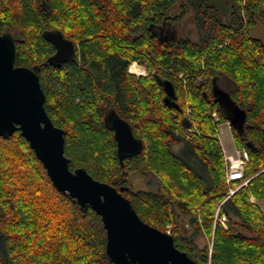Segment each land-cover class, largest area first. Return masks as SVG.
Listing matches in <instances>:
<instances>
[{
  "label": "trees",
  "instance_id": "16d2710c",
  "mask_svg": "<svg viewBox=\"0 0 264 264\" xmlns=\"http://www.w3.org/2000/svg\"><path fill=\"white\" fill-rule=\"evenodd\" d=\"M189 14L195 32L167 36ZM257 21L264 0H0V33L14 41L15 65L37 73L70 170L122 187L140 219L163 232L170 226L175 246L198 264H264V41L250 34ZM47 31L73 43L72 59L46 63L54 52ZM133 61L146 75L129 71ZM214 74L246 111L245 135L231 129L248 160L229 184L217 131L227 120L203 94ZM157 77L172 82L178 108L164 103ZM111 113L142 142L122 160ZM146 171L156 189H132L131 175ZM202 233L211 248L197 245ZM105 250L100 216L54 187L19 130L0 136V264H115Z\"/></svg>",
  "mask_w": 264,
  "mask_h": 264
},
{
  "label": "water",
  "instance_id": "95a60500",
  "mask_svg": "<svg viewBox=\"0 0 264 264\" xmlns=\"http://www.w3.org/2000/svg\"><path fill=\"white\" fill-rule=\"evenodd\" d=\"M46 41L54 52L46 59L49 65H60L74 57L73 43L60 31H47ZM168 106L178 108L174 85L157 77ZM240 136L245 135L246 111L231 97L223 77L210 80L209 90L203 91ZM45 94L37 73L15 65V45L10 34L0 33V136L7 138L19 130L41 161L54 187L68 193L77 203L90 206L101 218L106 233V254L115 264H198L179 250L172 235L140 219L129 199L116 187L94 179L85 169L69 168L64 154L63 130L53 124L45 107ZM122 160L141 150L130 125L116 114L109 119ZM249 147L254 145L247 141Z\"/></svg>",
  "mask_w": 264,
  "mask_h": 264
},
{
  "label": "rangeland",
  "instance_id": "374dc122",
  "mask_svg": "<svg viewBox=\"0 0 264 264\" xmlns=\"http://www.w3.org/2000/svg\"><path fill=\"white\" fill-rule=\"evenodd\" d=\"M213 1L219 3L220 6L224 7V0H213ZM165 32L168 33L167 36L172 35L174 37H176L177 35H180V34H187V33L193 34L195 32V24H194L193 20L191 19L190 14H189L180 25L169 26L167 28V30L165 29ZM250 34L252 36L260 38L264 41V23L261 21H257L254 25L251 26ZM133 62H136V61H133ZM137 64L139 66H142L139 63H137ZM142 68L144 69L143 66H142ZM137 71H138L137 74H142V71L140 69L137 68ZM224 83L228 89V85L226 84L225 81H224ZM213 112H214V110L211 112V114ZM214 121H216V117H214ZM217 131H218V139L220 141L224 155L234 153L235 150H238V148H236V146H235L231 125L229 124L228 121H225L223 123H219L217 125ZM186 137H188V138L191 137L190 132H186ZM179 148H180V144H176L174 146V149H176V150H178ZM130 181H131L130 185H131L132 189H134V190H136V189L155 190L157 187V184H158V178L151 171H146L144 173L132 174ZM240 186H241V184L238 186L229 185V189H228L227 194L230 193V190H233L235 192ZM176 220H177L179 226L181 227L182 234H187V235L190 234L192 229L188 224V218L184 215L179 214L177 216ZM168 229L170 231V226H167L166 231ZM196 243L199 247L208 246L209 248H211L212 237H208L206 234L202 233V234L198 235V237L196 238Z\"/></svg>",
  "mask_w": 264,
  "mask_h": 264
},
{
  "label": "built area",
  "instance_id": "2783aa9c",
  "mask_svg": "<svg viewBox=\"0 0 264 264\" xmlns=\"http://www.w3.org/2000/svg\"><path fill=\"white\" fill-rule=\"evenodd\" d=\"M131 65L137 66V68L142 71V74H136L134 72H131V70H130ZM129 71L132 74H134L135 76H137V77L146 75L144 69L141 66H139L136 62H132L129 65ZM211 116L213 118L216 117V120L218 118L216 111H214L211 114ZM224 158H225V161H226V178H227L228 184L230 182H232L233 180L243 178L244 164L248 160V152H247V150L244 149V148L235 150L234 153L227 154V155L225 154ZM245 183H246V181H244L242 184H245ZM233 192H234L233 190H230V193L227 194V196H230ZM251 200L253 202L256 201L254 197H251ZM215 221H218L220 224L225 226L226 216L224 214H220L218 212V210H217L216 213H215ZM166 232L170 233L169 229Z\"/></svg>",
  "mask_w": 264,
  "mask_h": 264
},
{
  "label": "bare ground",
  "instance_id": "6f19581e",
  "mask_svg": "<svg viewBox=\"0 0 264 264\" xmlns=\"http://www.w3.org/2000/svg\"><path fill=\"white\" fill-rule=\"evenodd\" d=\"M130 70H131V72H134V73H136L137 74V66H135V65H131V67H130Z\"/></svg>",
  "mask_w": 264,
  "mask_h": 264
},
{
  "label": "flooded vegetation",
  "instance_id": "af4514ba",
  "mask_svg": "<svg viewBox=\"0 0 264 264\" xmlns=\"http://www.w3.org/2000/svg\"><path fill=\"white\" fill-rule=\"evenodd\" d=\"M209 84H210V81H209ZM208 90H209V88H208ZM210 97H211V95H210ZM112 115H114V114L111 113V114H108V116H107V122H108L109 124H110L109 119H110V117H111Z\"/></svg>",
  "mask_w": 264,
  "mask_h": 264
}]
</instances>
